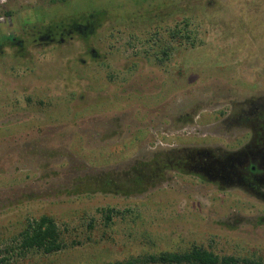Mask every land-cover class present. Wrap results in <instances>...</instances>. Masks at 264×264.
<instances>
[{
  "label": "rangeland",
  "instance_id": "374dc122",
  "mask_svg": "<svg viewBox=\"0 0 264 264\" xmlns=\"http://www.w3.org/2000/svg\"><path fill=\"white\" fill-rule=\"evenodd\" d=\"M176 3L157 19L131 0H0V260L116 264L212 245L264 264L263 202L173 170L158 178L154 163L233 147L218 120L264 106V0ZM184 18L193 39L175 41ZM163 114L168 136L151 139ZM43 215L67 247L21 254L15 238Z\"/></svg>",
  "mask_w": 264,
  "mask_h": 264
},
{
  "label": "flooded vegetation",
  "instance_id": "af4514ba",
  "mask_svg": "<svg viewBox=\"0 0 264 264\" xmlns=\"http://www.w3.org/2000/svg\"><path fill=\"white\" fill-rule=\"evenodd\" d=\"M173 119L178 131L186 130V125L192 121V115L185 112ZM170 120L168 114H163L161 121L157 123L162 128H157V124L150 122L149 119L146 126L147 135L151 139L154 138L152 133L158 129L157 136L166 139ZM218 122L227 130L237 132L235 136L233 135V147L226 148L216 144L214 150L195 147L191 149L190 154L184 155L181 151L172 153L169 161L159 159L154 162L157 166L155 170L158 172L156 176L159 178L165 171L173 170L179 174L194 176L201 182L213 186L217 191H238L247 199L264 203V106L256 108L252 116L228 111ZM261 219L264 221V217ZM197 248L220 255L212 245H201ZM238 264H245V261Z\"/></svg>",
  "mask_w": 264,
  "mask_h": 264
},
{
  "label": "trees",
  "instance_id": "16d2710c",
  "mask_svg": "<svg viewBox=\"0 0 264 264\" xmlns=\"http://www.w3.org/2000/svg\"><path fill=\"white\" fill-rule=\"evenodd\" d=\"M151 1L154 3L151 4ZM132 3L136 4V7H140L141 10H145L146 17H150L152 13L157 14L155 18L161 19L165 15V10H170L177 4V0H131ZM190 2H188V6ZM191 6V5H190ZM121 7V6H120ZM187 11V10H186ZM96 12V11H95ZM93 13V12H91ZM97 16L103 18L105 14L109 16L108 11L102 10L97 11ZM7 16H11L10 13H6ZM90 14V13H89ZM135 15V12L119 20L116 16H111V19L118 21H126ZM75 19L73 22H77ZM190 18H184V22L176 24L174 28H169L168 32L170 37L176 41L177 38H185L186 40L193 39L192 33L194 29H191ZM156 36H161L160 33L155 34ZM158 38V37H157ZM170 48H165L163 54L167 55ZM107 219L111 220L112 210L107 209ZM17 239V240H16ZM18 248L21 250V254H25L29 251H39L44 255H49L57 253L67 247L64 242L62 233L59 229L57 221L54 217L43 215L38 219L28 222L26 228L15 238ZM74 244V243H73ZM77 245V244H74ZM15 248L11 247L7 249L6 252L10 253L14 251ZM19 253V254H20ZM10 258H2L0 264H8ZM241 261H245V264L251 262V264H258L253 260H240L234 256H220L206 250H200L197 246H194L189 251H166L159 254H149L142 257L134 258L126 262L116 263V264H238ZM259 264H262L259 261Z\"/></svg>",
  "mask_w": 264,
  "mask_h": 264
}]
</instances>
